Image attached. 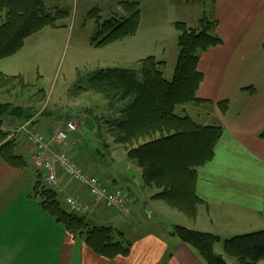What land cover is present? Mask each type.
<instances>
[{"label":"crops","instance_id":"1","mask_svg":"<svg viewBox=\"0 0 264 264\" xmlns=\"http://www.w3.org/2000/svg\"><path fill=\"white\" fill-rule=\"evenodd\" d=\"M205 2L208 6L203 9L200 5L205 6ZM140 8L136 34L110 44L122 43L125 48L121 54L128 62L153 56L164 61L165 67L173 63L178 53L173 24L185 22L195 27L204 15L217 21L215 34L222 40L200 54L197 69L202 80L196 90L197 102L180 108L181 115L200 125L222 128L212 158L197 169L196 192L203 202L196 221L164 224L158 220L151 222L156 230L136 231L127 238L117 229L128 227L125 220L99 208L90 219L115 228L121 233L117 234L119 241L129 247L126 256H100L85 244L84 235L68 232L41 207L33 193L37 178L30 164L31 148L20 137L14 151L22 156L25 166L15 167L0 158V264H204L191 247L172 235L173 225L213 233L221 239L264 231V137H259L264 129V0H165L146 17ZM25 43L15 54L0 59V73L23 76L26 56L21 52ZM221 102L227 105L225 111ZM38 127L49 139L53 137L51 128ZM76 135L66 143L51 142L50 150L75 153ZM85 168L97 173L109 187L120 185L105 181L88 162ZM60 178L63 195L72 194L76 187ZM124 189L126 199L129 195ZM156 192L152 188L140 200L138 210L145 209L149 220L156 215L155 207L149 208L152 201L158 203L151 199ZM256 264H264V259Z\"/></svg>","mask_w":264,"mask_h":264},{"label":"trees","instance_id":"2","mask_svg":"<svg viewBox=\"0 0 264 264\" xmlns=\"http://www.w3.org/2000/svg\"><path fill=\"white\" fill-rule=\"evenodd\" d=\"M119 4L120 12L107 19H102L96 8L88 12V17L95 21L91 36L94 46L101 47L136 34L141 13L139 3L121 1ZM67 13L65 9L54 13L43 0H0V59L15 54L25 38L43 27L56 26V21ZM173 25L177 31L178 54L171 79H166L160 70L165 62L150 56L141 60L140 68L135 70L120 67L97 70L93 74L96 85L92 84L91 88L116 89L124 99L130 98L119 115L105 121L114 144L123 146L127 158L140 167L144 186L157 189L153 199L193 220L203 202L196 192L197 169L212 158L222 128L200 125L175 110L181 104L197 102L196 90L202 80L197 69L200 54L221 44L222 40L215 34L217 21L209 16L201 17L195 27H188L185 22ZM2 78H18L24 82L20 75L0 73ZM23 86L27 84L24 82ZM42 94L40 90L30 95L29 103L24 105L0 102V118L18 122L32 118L36 112L32 101ZM221 108L225 111L226 103L221 102ZM5 137L0 132V158L15 167H24L22 156L14 151L15 141H5ZM259 137H264V129ZM33 193L40 199L41 207L68 232L84 235L85 244L96 254L109 259L128 254V244L114 241L115 234L120 232L110 226L96 225L87 215L69 213L59 195L44 189L38 178ZM172 235L191 247L205 264H229L214 252V244L219 241L224 244V252L238 264H256L264 259V231L222 240L213 233L173 225Z\"/></svg>","mask_w":264,"mask_h":264},{"label":"rangeland","instance_id":"3","mask_svg":"<svg viewBox=\"0 0 264 264\" xmlns=\"http://www.w3.org/2000/svg\"><path fill=\"white\" fill-rule=\"evenodd\" d=\"M43 1L54 13L59 9H65L68 12L67 16L58 19L56 26H45L25 38V48L21 52L26 56L22 78L27 86L24 87V82L18 78L0 79V102L10 101L13 104L24 105L29 103L30 95L41 90L42 96L32 101L36 110L35 115L26 121L32 122L37 127L43 125L45 128H51V136L52 130L63 129V125H66L69 120L76 123L79 131L76 135L78 145L75 148V154L79 157L81 164L84 163L86 167L88 162V167L102 173L105 181H116L127 189L129 196L126 200L131 205L129 213L124 214L107 209L112 214H119L118 216L125 220L128 227L121 226L117 229L124 231L127 238H131L130 235L136 231L156 230L152 223H157L158 220L164 224L178 223L181 219L195 222L197 214L192 220L157 199H155L158 201L157 204L153 203L154 201L149 204V208L154 206L156 210V215L151 216V220L145 218V209L138 210L142 197L148 195L155 187L144 186L140 167L127 158L123 146L114 144L105 123L110 116L119 115V111L125 108L130 98L124 99L122 92L116 89L107 88L96 91L91 88L92 84L96 85L93 74L97 70L113 67L135 70L140 68V61L145 58L135 62L126 61L124 54H121L125 46L118 42L117 45H110L121 39L101 47L94 46L91 36L95 21L88 17V12L96 8L102 19H107L120 12L121 1L136 0H77L75 6L54 0ZM141 1L139 6L143 8L145 17L148 12L154 11L156 6L161 7L165 2V0L163 3L161 0ZM205 3V6L203 4L200 6L206 8L208 2ZM175 61L168 62L166 67L165 64L160 67L166 79H171ZM184 105L185 103L177 106L175 112L181 115L180 108ZM70 140L69 136L65 143ZM129 169L134 172L133 177L130 176L133 174L129 172ZM39 182L46 189L40 180ZM62 196L63 194L59 195L60 200ZM90 216L92 215H88L89 219ZM116 232L119 231L116 230ZM114 241H119L117 233ZM213 249L218 255L221 253L227 263L238 264L235 258L224 252V244L221 241L215 243Z\"/></svg>","mask_w":264,"mask_h":264},{"label":"built area","instance_id":"4","mask_svg":"<svg viewBox=\"0 0 264 264\" xmlns=\"http://www.w3.org/2000/svg\"><path fill=\"white\" fill-rule=\"evenodd\" d=\"M60 3L77 4V0H54ZM29 121L8 124L3 122L0 130L7 134V139L24 136L30 144L32 151L31 166L41 175L42 184L46 189L56 193L62 192L60 175L73 183L75 193L68 194L63 198L65 209L71 214H89L97 209H107L129 213L130 205L125 199V189L122 186L109 187L102 184L97 174L85 171L80 159L72 152L54 153L49 150L50 140L41 130L31 127ZM77 131L76 123L69 121L65 129L56 130L52 141L63 142L69 133ZM85 193V195H81Z\"/></svg>","mask_w":264,"mask_h":264}]
</instances>
